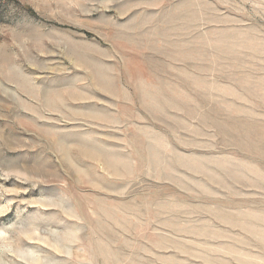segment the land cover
Segmentation results:
<instances>
[{"label":"rangeland","instance_id":"rangeland-1","mask_svg":"<svg viewBox=\"0 0 264 264\" xmlns=\"http://www.w3.org/2000/svg\"><path fill=\"white\" fill-rule=\"evenodd\" d=\"M261 3L0 0V264H264Z\"/></svg>","mask_w":264,"mask_h":264},{"label":"bare ground","instance_id":"bare-ground-1","mask_svg":"<svg viewBox=\"0 0 264 264\" xmlns=\"http://www.w3.org/2000/svg\"><path fill=\"white\" fill-rule=\"evenodd\" d=\"M104 82H105V81H104ZM107 82H108V81H107ZM99 84L102 85L103 82H102V83L99 82ZM107 84H108V83H107ZM104 85H106V84H103V86H104ZM108 86H109V85H108ZM109 88H110V87H109ZM110 89H111V88H110ZM48 99H49V98H48ZM49 100H51V99H49ZM51 101H52V100H51ZM56 101H58V100H56ZM45 102H46V101H45ZM53 102H54V101H53ZM48 103H49V102H48ZM54 103H55V102H54ZM45 104H46V103H45ZM46 105H47V104H46ZM52 108H53V107H52ZM118 162H119V161H118ZM118 164H120V163H118ZM112 167H113V166H112ZM116 168H119V167H116ZM113 172H114V170H113ZM115 172H116V170H115ZM39 202H40V201H38V203H39ZM45 202H46V201H45ZM47 202H48V201H47ZM47 202H46V204H47ZM49 202H50V201H49ZM49 202H48V203H49ZM42 203H43V202H42ZM44 204H45V203H44ZM32 225H33V223H32ZM28 226H29V225H28ZM25 227H27V226H25ZM31 227H32V226H31ZM31 227H30V228H31ZM36 227H37V226H36ZM32 228H34V227H32ZM37 229H38V228H37ZM101 229H102V228H101ZM23 230H24V229H23ZM25 230H26V229H25ZM19 231H20V230H19ZM33 231H34V230H33ZM33 231H32V232H33ZM100 232H101V231H100ZM34 233H35V231H34ZM75 233H76V232H74V234H75ZM67 234H70V233H67ZM74 234L71 233L70 235H72L71 238L73 239V237H74V240H75V239H77V238H76V236H74ZM78 234H79V233H78ZM49 235H50V234H49ZM51 235H52V234H51ZM75 235H76V234H75ZM53 236H54V235H53ZM68 236H69V235H68ZM51 238H52V237H51ZM51 240H52V239H51ZM46 241H47V240H46ZM65 241H66V240H65ZM1 242H4V240L1 241ZM0 246H1V244H0ZM65 246H66V245H65ZM17 247H18V246H17ZM62 247H63V246H62ZM24 248H25V247H24ZM24 248H23V249H24ZM64 248H65V247H64ZM11 250H12V249H11ZM16 250H17V248H16ZM21 250H22V249H21ZM24 250H25V249H24ZM26 250H27V249H26ZM65 250H66V252H63V253H67V254L70 253V252H69V247H66L63 251H65ZM29 252H30V251H29ZM27 253H28V251H27ZM14 254H15V253H14ZM67 254H66V255H67ZM73 255H74V254H73ZM58 260H59V259H58ZM46 261H48V260L46 259ZM12 262H13V261H12ZM54 262H55V261H54ZM54 262H52V263H54ZM4 263H5V261H4ZM17 264H18V263H17ZM20 264H21V263H20ZM31 264H32V263H31ZM55 264H58V263H55Z\"/></svg>","mask_w":264,"mask_h":264},{"label":"clouds","instance_id":"clouds-1","mask_svg":"<svg viewBox=\"0 0 264 264\" xmlns=\"http://www.w3.org/2000/svg\"><path fill=\"white\" fill-rule=\"evenodd\" d=\"M259 6L264 7V0H262L261 5H259ZM165 160H166V157L164 156L163 153H161V154H160V157H159L158 160H157V163L163 162V161H165Z\"/></svg>","mask_w":264,"mask_h":264}]
</instances>
